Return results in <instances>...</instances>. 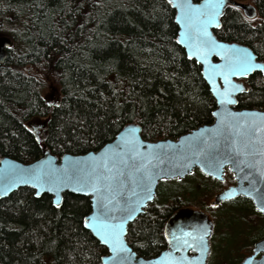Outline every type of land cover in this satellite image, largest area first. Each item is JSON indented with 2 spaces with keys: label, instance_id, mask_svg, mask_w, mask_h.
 Here are the masks:
<instances>
[{
  "label": "trees",
  "instance_id": "trees-1",
  "mask_svg": "<svg viewBox=\"0 0 264 264\" xmlns=\"http://www.w3.org/2000/svg\"><path fill=\"white\" fill-rule=\"evenodd\" d=\"M240 1L253 3L256 17L230 5L215 33L247 44L264 61V0ZM175 16L168 0H0V34L13 38L0 65V159L32 162L44 146L58 156L97 150L131 122L149 140L211 123L215 99L201 65L177 41ZM49 71L59 89L54 102L44 94ZM247 83L237 107L262 108L264 74ZM170 181L185 186L170 192L161 181L155 202L129 226L140 255L166 248L165 223L174 210L204 206L201 198L211 200L235 180L230 172L222 181L197 169ZM221 205L228 208L217 212ZM221 205L210 203L219 227L240 223L245 230L217 233L213 264H235L264 237V217L242 196ZM90 211V198L71 192L59 207L29 187L1 198L0 264H102L107 249L84 225Z\"/></svg>",
  "mask_w": 264,
  "mask_h": 264
},
{
  "label": "water",
  "instance_id": "water-1",
  "mask_svg": "<svg viewBox=\"0 0 264 264\" xmlns=\"http://www.w3.org/2000/svg\"><path fill=\"white\" fill-rule=\"evenodd\" d=\"M181 2L183 0H172L171 3L176 11L175 21L179 27L177 41L185 49L188 57L201 65L202 75L216 102L212 114L219 112L220 116L213 115L214 119L211 123L193 128L177 138L146 139L142 135V126L131 122L126 124L114 139L97 150L84 153L66 152L58 156L44 146L42 155L32 162H23L9 155H4L0 159V199L8 197L21 187H29L35 193L39 191L40 195H35L36 197H41L45 193L49 194L52 196L53 204L60 206L64 201V193L71 192L90 198L91 211L85 217L89 224L95 223L92 220L93 216H100L102 220L106 216L107 219L104 222L110 225H119L123 221L121 239L128 248V253L124 254L128 257L125 264H169L171 257L166 253L170 252L172 256L183 257L184 264H209L215 222L208 212L191 206L176 210L167 219L164 234L168 244L158 255L152 257L140 255L130 244L128 240L130 224L155 202L158 186L163 180H182L199 169L207 176L224 181L226 170H229L233 174L235 183L217 192L212 205L219 206L225 201L244 196L253 202L257 210L264 207V174H262L264 164H256V161L264 157H246L237 153L234 147L238 137L232 129L233 123L243 124L245 121L251 123L253 119L260 123L261 117H264V109L237 107L239 95L248 91V85L244 79L261 70L252 71L243 77L232 76V82L242 85L245 91L236 90L233 93V99L237 101L235 104L223 107L219 105L215 91L217 86L223 88V79L214 77L215 84L213 80L208 79L206 70L209 69V65L191 55L190 49L186 46L187 41L180 42L185 39L181 33L186 31V28L184 21L177 19L180 9L174 5ZM190 3L200 6L205 3V0H190ZM225 3L227 6L222 7L223 15L218 17L221 26L222 18L230 5L241 8L245 16L250 19L257 15V9L251 2L225 0ZM219 28L215 25L208 27L212 38L219 44L225 45L221 55H216L215 52L209 55L210 64L221 65L224 63L222 55L243 50L255 58V63L264 66V61L260 60L256 52L247 44L220 39L215 33V30ZM12 45L11 36L0 34V65L5 63L8 50ZM217 51L220 50L217 49ZM43 125L41 124L40 127ZM34 129L38 131L39 126ZM125 141L135 143L139 155H133ZM101 174L109 179L103 183L99 193H93L90 189L84 188V185L89 183L90 177ZM45 178L49 179L48 183L44 182ZM22 179L30 182L22 183ZM77 187L83 190H75ZM49 188L53 190L49 191ZM149 196L151 199L148 198ZM133 209L135 210L132 213L133 218L129 220L127 213ZM85 227L100 242L96 228L86 225ZM180 228H183L185 232H192L194 236L202 235V230H207L209 234L204 237L202 247L198 243H193L192 247L174 251L169 241L172 240L173 233L181 236L178 230ZM190 243H192L191 240ZM101 245L107 249V252L101 256L102 264H117L110 246L103 243ZM235 264H264V237L254 243L251 254Z\"/></svg>",
  "mask_w": 264,
  "mask_h": 264
},
{
  "label": "snow or ice",
  "instance_id": "snow-or-ice-1",
  "mask_svg": "<svg viewBox=\"0 0 264 264\" xmlns=\"http://www.w3.org/2000/svg\"><path fill=\"white\" fill-rule=\"evenodd\" d=\"M168 2L171 4L172 0H168ZM226 6L225 0H205V3L200 6L191 4L190 0H183V2L174 5V7L180 9V15L177 19L183 20L186 28V31L181 33V36L185 39L180 42L185 43V41H187L186 46L190 49L191 55L198 61L202 60L204 64L209 65V69L206 70L208 72V79L213 80L214 84V77L218 76L223 79V88L217 86L215 91L217 103L222 107L237 102L233 99V93L236 90L241 92L245 91L242 85L232 82V76L243 77L255 70L264 71V66L255 63V58L243 50L222 55L221 58L224 63L221 65L210 64L208 60L209 55L214 52L216 55H221L225 49V45L219 44L212 38L211 34L208 32V27L209 25H215L217 28L221 26L218 17L223 15L222 7ZM234 7L237 6L234 5ZM217 49L220 51H217ZM213 115L220 116L221 113L216 112L213 113ZM232 129L238 137L234 147L237 153L243 154L246 157H264V117H261L260 123H257L255 119H253L251 123L247 121L243 124L238 122L233 123ZM125 144L133 155H139L135 143L125 141ZM149 147H151V145H149ZM256 164H264V159L256 161ZM257 170H259V168ZM108 179L109 178L103 174L90 177L89 183L85 184L84 188L90 189L93 193H99L103 183ZM21 182L29 183L30 181L22 179ZM37 182L39 183V180ZM44 182L48 183L49 179L45 178ZM48 190L52 191L53 189L49 188ZM75 190L79 191L83 189L77 187ZM35 195H40L39 191H37ZM148 198L151 199L150 196ZM57 207H59V204H57ZM133 211L135 210H129L127 213V218L129 220L133 218ZM259 211L264 212V207H261ZM106 219V216L103 220L100 216H93L92 220L95 221V223L89 224L88 220L85 219V225L96 228L97 235L100 236V242L110 246L113 258L117 261V264H125L128 257L124 254L128 253V248L121 239L124 227L123 221L119 225H110L104 222ZM97 225H99V227H97ZM178 230L181 236H176L175 233H173L172 240L169 241V243L173 245L174 251H181L192 247L193 243H198L199 246L202 247L204 237L209 234L207 230H202V235L194 236L192 232H185L183 228ZM190 240L192 243H190ZM166 255L171 257L169 264H184L183 257L172 256L171 252L166 253Z\"/></svg>",
  "mask_w": 264,
  "mask_h": 264
},
{
  "label": "rangeland",
  "instance_id": "rangeland-1",
  "mask_svg": "<svg viewBox=\"0 0 264 264\" xmlns=\"http://www.w3.org/2000/svg\"><path fill=\"white\" fill-rule=\"evenodd\" d=\"M248 2V1H246ZM54 78V79H53ZM54 82L56 83V79H55V76L53 77V73L52 71H49L48 72V75L46 76V81H45V89H44V94L46 96V98L50 101V102H54V98L56 99L59 95V89H55V86H54ZM37 126V125H36ZM185 186V182H179V181H170L168 180V182H166V188L168 189V191L171 192V189L172 188H181V187H184ZM214 197L215 195L213 196V198L210 200V196H207V199L206 198H201L202 202L207 206L209 207L210 206V203H212V201L214 200ZM222 208H228V206L226 205H221L219 206V209L217 210V212H221L222 211ZM216 214H219L217 213ZM216 222V221H215ZM226 223H223L220 227H219V221L216 222V231H215V234L212 236V253H211V256H210V264H213V260H216L217 259V251H216V246H215V237L217 235V233H221L223 231H230V232H233L234 233V236H237L239 235L242 231L245 230V226L244 225H241L240 223L236 225V227L234 228L233 227V224L230 226V228H227ZM219 228V229H218ZM260 228V227H259ZM252 229H254L252 227ZM247 231V230H246ZM219 238H221V235H219ZM237 240V239H236ZM234 240V242L236 241ZM218 264H220L218 262Z\"/></svg>",
  "mask_w": 264,
  "mask_h": 264
},
{
  "label": "flooded vegetation",
  "instance_id": "flooded-vegetation-1",
  "mask_svg": "<svg viewBox=\"0 0 264 264\" xmlns=\"http://www.w3.org/2000/svg\"><path fill=\"white\" fill-rule=\"evenodd\" d=\"M261 60V59H260ZM257 72H261L262 74H264V72H262V71H257ZM253 75V74H252ZM252 75H250L249 77H247V78H245L244 79V81L247 83L248 82V80L250 79V77L252 76ZM248 84V83H247ZM249 90V89H248ZM248 92V91H247ZM245 93H243V94H241V95H239V97L240 96H242V95H244ZM258 108V107H257ZM259 109H264V106L262 107V108H259ZM209 124V123H208ZM227 172H230L229 170H226V173ZM231 173V172H230ZM233 175V174H232ZM233 183H235V181L233 182ZM233 183H230L229 185H231V184H233ZM228 185V186H229ZM228 186H226V187H228ZM239 197H241V196H239ZM239 197H237V198H239ZM242 198H244V199H247V200H249L250 201V203H251V205L255 208V210L258 212V215H260L261 217H264V213H262V212H260L259 210H257L256 209V207L254 206V204H253V202L250 200V199H248V198H246V197H244V196H242ZM186 206H191V207H194V208H198V209H202V210H204V211H206V212H208L209 214H210V206L209 207H207V206H203V205H186ZM181 207H184V206H181ZM181 207H179V208H177L176 210H178V209H180ZM176 210H174V212L176 211ZM174 212H172V214L174 213ZM171 214V215H172ZM170 217V216H169ZM214 219V218H213ZM215 221V220H214ZM215 226H216V222H215ZM214 231H215V229H214ZM168 244V243H167ZM211 244H212V239H211ZM213 247V246H212ZM211 253H212V251H211ZM252 253V252H251ZM250 253V254H251ZM249 255V254H248ZM210 256H211V254H210ZM247 256V255H246ZM244 259V258H243ZM209 260H210V258H209ZM209 264H210V262H209Z\"/></svg>",
  "mask_w": 264,
  "mask_h": 264
}]
</instances>
